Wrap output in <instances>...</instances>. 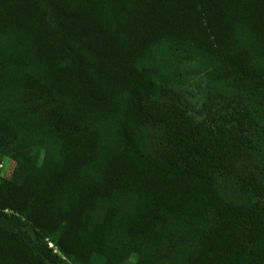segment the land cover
<instances>
[{
  "label": "trees",
  "instance_id": "1",
  "mask_svg": "<svg viewBox=\"0 0 264 264\" xmlns=\"http://www.w3.org/2000/svg\"><path fill=\"white\" fill-rule=\"evenodd\" d=\"M0 264H264V0H0Z\"/></svg>",
  "mask_w": 264,
  "mask_h": 264
},
{
  "label": "rangeland",
  "instance_id": "2",
  "mask_svg": "<svg viewBox=\"0 0 264 264\" xmlns=\"http://www.w3.org/2000/svg\"><path fill=\"white\" fill-rule=\"evenodd\" d=\"M25 175L26 167L22 164L6 158L0 160V177L21 184Z\"/></svg>",
  "mask_w": 264,
  "mask_h": 264
}]
</instances>
